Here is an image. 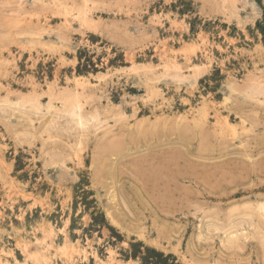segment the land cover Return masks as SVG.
Wrapping results in <instances>:
<instances>
[{"label": "rangeland", "instance_id": "1", "mask_svg": "<svg viewBox=\"0 0 264 264\" xmlns=\"http://www.w3.org/2000/svg\"><path fill=\"white\" fill-rule=\"evenodd\" d=\"M0 264H264V0H0Z\"/></svg>", "mask_w": 264, "mask_h": 264}, {"label": "bare ground", "instance_id": "2", "mask_svg": "<svg viewBox=\"0 0 264 264\" xmlns=\"http://www.w3.org/2000/svg\"><path fill=\"white\" fill-rule=\"evenodd\" d=\"M179 172V171H178ZM177 176V175H176ZM179 176H177V178H178ZM175 179V178H174Z\"/></svg>", "mask_w": 264, "mask_h": 264}]
</instances>
